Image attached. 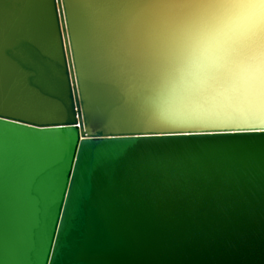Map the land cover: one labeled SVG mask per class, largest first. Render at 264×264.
I'll use <instances>...</instances> for the list:
<instances>
[{"label":"water","instance_id":"water-1","mask_svg":"<svg viewBox=\"0 0 264 264\" xmlns=\"http://www.w3.org/2000/svg\"><path fill=\"white\" fill-rule=\"evenodd\" d=\"M180 0H0V264H264V116L145 103Z\"/></svg>","mask_w":264,"mask_h":264},{"label":"clouds","instance_id":"clouds-1","mask_svg":"<svg viewBox=\"0 0 264 264\" xmlns=\"http://www.w3.org/2000/svg\"><path fill=\"white\" fill-rule=\"evenodd\" d=\"M164 41L167 67L145 97L156 115L264 116V0H196Z\"/></svg>","mask_w":264,"mask_h":264},{"label":"snow or ice","instance_id":"snow-or-ice-1","mask_svg":"<svg viewBox=\"0 0 264 264\" xmlns=\"http://www.w3.org/2000/svg\"><path fill=\"white\" fill-rule=\"evenodd\" d=\"M196 3V0H180L177 4L174 5V11L177 13H182L193 7Z\"/></svg>","mask_w":264,"mask_h":264}]
</instances>
